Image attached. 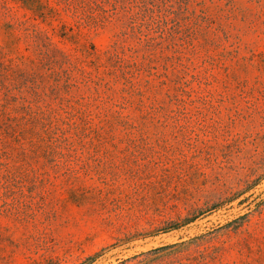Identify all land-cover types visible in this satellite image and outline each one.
<instances>
[{
  "label": "rangeland",
  "instance_id": "374dc122",
  "mask_svg": "<svg viewBox=\"0 0 264 264\" xmlns=\"http://www.w3.org/2000/svg\"><path fill=\"white\" fill-rule=\"evenodd\" d=\"M130 1L0 0V264H264V0Z\"/></svg>",
  "mask_w": 264,
  "mask_h": 264
},
{
  "label": "trees",
  "instance_id": "16d2710c",
  "mask_svg": "<svg viewBox=\"0 0 264 264\" xmlns=\"http://www.w3.org/2000/svg\"><path fill=\"white\" fill-rule=\"evenodd\" d=\"M77 1L78 0H64V4L68 9H71L73 13L80 14L82 6L78 5ZM148 5H152V0H131L129 2L128 10L131 11L132 9H136V12L131 19L137 20L139 17L144 18L149 14V12L152 14L153 11L148 8ZM5 180H7V176L0 175V187L4 189L7 187Z\"/></svg>",
  "mask_w": 264,
  "mask_h": 264
}]
</instances>
